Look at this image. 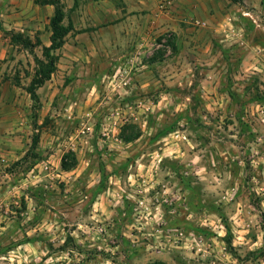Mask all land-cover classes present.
<instances>
[{"label":"rangeland","instance_id":"rangeland-1","mask_svg":"<svg viewBox=\"0 0 264 264\" xmlns=\"http://www.w3.org/2000/svg\"><path fill=\"white\" fill-rule=\"evenodd\" d=\"M172 1L125 16L121 49L74 17L34 125L53 7L0 0V264L248 263L231 245L243 215L264 236V0Z\"/></svg>","mask_w":264,"mask_h":264},{"label":"crops","instance_id":"crops-1","mask_svg":"<svg viewBox=\"0 0 264 264\" xmlns=\"http://www.w3.org/2000/svg\"><path fill=\"white\" fill-rule=\"evenodd\" d=\"M71 1V6H74L71 22L75 30L79 29L78 25H80L81 22L78 19L75 20L74 17H78L79 15L85 20L84 23L90 27L98 25L104 26L108 23H113L109 26H114L115 33L118 35L114 42L116 48L120 49V46L122 45V21L125 16L126 18L131 16L141 18L151 17V14L155 12L157 14L163 12L166 16H169L170 13H172V11H169L168 9L159 11L158 8H156V0H90L87 4L84 3L85 0ZM116 3H119L120 6ZM237 220L239 222L233 223V234H238L242 237H233L231 246L237 245L236 248L240 249L238 250L239 252H244L250 255L248 256L249 261L247 264H250V261L253 260L252 264H264V258L261 257L264 248L262 229H260L259 226L251 228V219L244 217V215L242 220L240 218ZM254 230L257 232L255 235L253 233ZM251 256L254 257L253 260L250 258Z\"/></svg>","mask_w":264,"mask_h":264},{"label":"trees","instance_id":"trees-1","mask_svg":"<svg viewBox=\"0 0 264 264\" xmlns=\"http://www.w3.org/2000/svg\"><path fill=\"white\" fill-rule=\"evenodd\" d=\"M34 2L40 6L50 5L53 7V14L49 19V29H50V37H49V46H42L41 59L34 57L35 69L33 76L30 79L28 86L24 88L26 93L29 95V98L32 102V111H33V124L36 125V113L37 110L40 109L41 104L39 100V96L37 94V90L41 88L50 78L51 75L57 69V63L59 56L56 54L59 51L64 43L66 36L73 31V26L71 21L69 20L67 25L63 24V21L66 17L64 8L61 0H34ZM21 40L20 36H14L12 39ZM36 46H40V42L37 40L35 43ZM172 49L175 50V45L170 43ZM31 46L29 41H25V47ZM150 63L156 62L154 57H151L149 60ZM38 135H34L32 137V149L36 148L38 144ZM75 165V160L73 159L72 163L66 164L64 160L61 161V170L69 171ZM226 246L229 247V241L226 243Z\"/></svg>","mask_w":264,"mask_h":264},{"label":"built area","instance_id":"built-area-1","mask_svg":"<svg viewBox=\"0 0 264 264\" xmlns=\"http://www.w3.org/2000/svg\"><path fill=\"white\" fill-rule=\"evenodd\" d=\"M172 0H160V7L162 10H166L172 4Z\"/></svg>","mask_w":264,"mask_h":264}]
</instances>
